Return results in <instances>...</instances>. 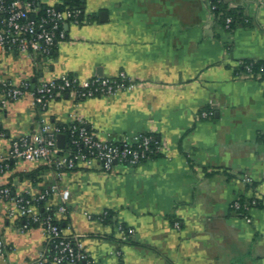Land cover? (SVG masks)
Wrapping results in <instances>:
<instances>
[{"label":"crops","instance_id":"obj_1","mask_svg":"<svg viewBox=\"0 0 264 264\" xmlns=\"http://www.w3.org/2000/svg\"><path fill=\"white\" fill-rule=\"evenodd\" d=\"M216 1L85 0L83 22L71 24L49 56L0 49V80L124 71L136 83L80 101L58 96L46 109L31 98L0 109V157L45 121L83 119L102 138L152 132L160 140L162 153L136 167L49 168L29 179L25 174L43 165L18 161L0 174L12 197H36L55 182L69 189L68 212L55 218L67 235L84 236L95 264L119 262L114 227L89 218L109 210L135 231L123 246V264H264V73L238 66L264 61V0H220L241 15L232 29L220 21ZM205 110L213 114L204 117ZM254 193L263 200L248 220L232 204ZM8 209L18 210L12 198L0 207L7 246L0 264H39L44 230L19 229Z\"/></svg>","mask_w":264,"mask_h":264},{"label":"built area","instance_id":"obj_2","mask_svg":"<svg viewBox=\"0 0 264 264\" xmlns=\"http://www.w3.org/2000/svg\"><path fill=\"white\" fill-rule=\"evenodd\" d=\"M232 21V17L227 18V29H231ZM82 22L83 9L66 0H58L50 5L43 0H0V49L49 56L60 42L68 39L70 25ZM238 66L243 67L244 72L254 74L253 63L241 60ZM135 86V81L124 71L114 77L97 75L88 79L66 74L38 83L1 79L0 109L23 98H31L41 109H46L51 101L65 94L75 100H84L112 95ZM212 114V111L202 112L204 117ZM60 134L66 137L64 147L58 145ZM3 135L0 131V136ZM162 150L160 140L152 132L102 138L83 119L73 120L68 127L45 121L37 130L24 133L12 141L8 154L0 157V174L18 161L41 163L56 172L72 171L80 165L90 168L96 164L106 171H112L118 164L139 166L145 160L160 155ZM242 179L248 185L254 183L248 173L243 174ZM70 194L69 189L59 182L33 198L24 195L12 197L8 186L0 187V207L3 201L11 198L17 203L18 210L8 209L7 215L16 221L19 229L27 230L37 225L44 230L46 242L39 254V264H95L84 236L67 235L65 229L54 221L57 213L68 212L66 203ZM55 196L61 198L60 204L54 203ZM262 200L261 195L254 193L244 201L236 200L232 207L235 210L244 209V217L250 220L249 212ZM42 205L48 213L46 216L42 215ZM89 218L95 219V216L89 215ZM96 219L102 220V214ZM18 222L23 224L19 226ZM176 226L180 224L177 222ZM114 230V237L120 243L116 245L114 254L119 259L117 264H121L123 246L135 231L122 223L115 225ZM6 252L7 246L0 235V258Z\"/></svg>","mask_w":264,"mask_h":264},{"label":"trees","instance_id":"obj_3","mask_svg":"<svg viewBox=\"0 0 264 264\" xmlns=\"http://www.w3.org/2000/svg\"><path fill=\"white\" fill-rule=\"evenodd\" d=\"M66 2L76 5V6H80L81 7V0H66ZM216 6L215 10L217 12V15L220 16V21L223 23V25L226 27V20L228 17H232L233 21L231 23V29L235 26L237 20L241 17V15H239L237 13V11L232 10V9H228L227 5H225L224 3H222V1L217 0L214 4ZM246 63H253V70H254V74H258V73H264V61L260 62V61H249V60H244ZM239 70L241 72L244 71L243 67H239ZM80 101V100H78ZM64 125L66 127L69 126V123L67 124H61ZM154 158V157H153ZM49 167L43 165L40 166L39 169L32 171V172H28L26 173V177L29 179H35L36 176L39 174L40 171H46L48 170ZM259 205V204H258ZM234 209V208H233ZM235 210V209H234ZM237 212L241 213V215H245L246 211L244 209H239L236 210ZM41 212L43 216H46L48 213L45 209H43V205L41 206ZM115 214L109 210L106 211V214H102L103 219L100 220V222H102L105 225H111V226H115L117 225L119 222L115 219ZM100 216V215H99ZM98 218V216H95V219ZM55 223L59 224L62 228L63 227V223L60 221H57L56 219L54 220ZM23 224V222H18V225L21 226ZM37 227V225H35ZM110 238H112V240H114V242L118 245H120V243L116 240V238L112 235ZM132 243V237L129 238V240L125 243L126 244H131ZM121 264H123V262L121 261Z\"/></svg>","mask_w":264,"mask_h":264},{"label":"water","instance_id":"obj_4","mask_svg":"<svg viewBox=\"0 0 264 264\" xmlns=\"http://www.w3.org/2000/svg\"><path fill=\"white\" fill-rule=\"evenodd\" d=\"M81 2H82L81 7H82L83 12H84V11H85V0H81ZM99 75H102V73L99 72ZM65 141H66V137H65V135H64V134H60V135L58 136V145H59L60 147H64V145H65Z\"/></svg>","mask_w":264,"mask_h":264}]
</instances>
